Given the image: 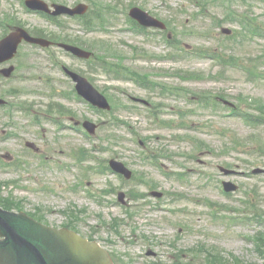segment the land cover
Returning a JSON list of instances; mask_svg holds the SVG:
<instances>
[{
	"label": "rangeland",
	"instance_id": "1",
	"mask_svg": "<svg viewBox=\"0 0 264 264\" xmlns=\"http://www.w3.org/2000/svg\"><path fill=\"white\" fill-rule=\"evenodd\" d=\"M93 1L92 16H103L94 23L105 28L83 35L77 23L63 20V27L56 29L26 14L20 0H0L1 23L48 40L76 42L92 52L95 65L56 48L43 52L25 44L14 60L0 66L15 68L9 79L0 77V98L6 103L0 108V160L12 165L0 167V205L55 228L71 226L99 241L123 263L173 264L190 259L191 264H205L210 259L215 264H264L253 241L261 236L264 252V174H253L256 168L264 169V126L244 123L222 104L226 101L241 114L264 119V79L256 77L258 72L264 74V2ZM132 5L167 25L169 44L155 35L145 39L123 32L125 12ZM107 6L114 8L113 16L106 15ZM252 28L254 34L249 32ZM218 56L224 58L222 63L213 59ZM57 64L86 77L104 96L112 115H97L78 102L71 94L73 84ZM117 65L150 89L107 71ZM47 118L62 121L65 131ZM70 119L94 123L93 136L86 139L68 130ZM76 152L94 160L75 161ZM142 153L152 156V166L142 162ZM109 160L134 170L152 184V190L173 197L158 204L153 197L131 204L126 196V210L113 205L117 196L108 192L121 181L87 170ZM220 168L231 175L224 177ZM222 181L232 182L237 191L222 193ZM147 199L149 204H144ZM229 217L237 221L231 223ZM145 249L152 256H141Z\"/></svg>",
	"mask_w": 264,
	"mask_h": 264
},
{
	"label": "water",
	"instance_id": "2",
	"mask_svg": "<svg viewBox=\"0 0 264 264\" xmlns=\"http://www.w3.org/2000/svg\"><path fill=\"white\" fill-rule=\"evenodd\" d=\"M33 10L48 11L47 7L38 0L26 2ZM84 8L79 7L73 13H83ZM71 13L63 7H56L54 14ZM132 17L138 19L144 25H150L145 18H140L138 12L133 10ZM152 25L160 24L152 20ZM37 43L47 46L42 40L31 39L25 31L17 29L0 41V63L10 60L16 53L19 43ZM78 57H87L88 54L68 46H63ZM12 68L3 70L4 76H9ZM77 83V91L86 100L104 108H107L105 100L99 96L86 81L79 76L68 73ZM1 104V101H0ZM85 127L93 132L94 127L85 124ZM0 264H111L108 256L94 243L87 242L76 234L66 230H56L34 222L24 214H14L0 210Z\"/></svg>",
	"mask_w": 264,
	"mask_h": 264
},
{
	"label": "trees",
	"instance_id": "3",
	"mask_svg": "<svg viewBox=\"0 0 264 264\" xmlns=\"http://www.w3.org/2000/svg\"><path fill=\"white\" fill-rule=\"evenodd\" d=\"M217 263H220L219 259H218V262ZM212 264H215V263H212Z\"/></svg>",
	"mask_w": 264,
	"mask_h": 264
}]
</instances>
